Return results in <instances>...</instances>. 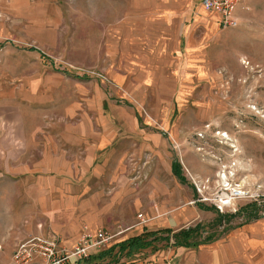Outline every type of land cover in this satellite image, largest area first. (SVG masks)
<instances>
[{
  "label": "crops",
  "instance_id": "0c3cea01",
  "mask_svg": "<svg viewBox=\"0 0 264 264\" xmlns=\"http://www.w3.org/2000/svg\"><path fill=\"white\" fill-rule=\"evenodd\" d=\"M96 1L91 19L88 2L80 5L82 29L97 36V66L122 90L135 84L148 90L164 77L185 81V70L200 74L201 43L219 28L218 17L204 11L200 0H123L122 7ZM49 3L0 0V178L21 185L24 198H16L15 209L33 210L18 217L13 229L22 228L20 236L54 238L66 248L82 234L124 235L122 240L138 235L132 233L141 225L138 215L139 234L155 231L152 225L170 229L162 216L169 194L156 196L154 205V193L167 191L162 182L154 187L158 136L138 128L131 112L114 105L96 82L73 83L41 64L37 48L52 50L57 40V11ZM255 3L240 0L237 23L255 12ZM176 206L180 219L203 210L202 204L197 210ZM262 227L241 226L223 245L172 248L170 261L264 264ZM9 235V225L1 227L0 243Z\"/></svg>",
  "mask_w": 264,
  "mask_h": 264
},
{
  "label": "rangeland",
  "instance_id": "374dc122",
  "mask_svg": "<svg viewBox=\"0 0 264 264\" xmlns=\"http://www.w3.org/2000/svg\"><path fill=\"white\" fill-rule=\"evenodd\" d=\"M45 1L51 2L57 11V40L52 50L37 48L41 64L52 72L68 76L73 83L96 82L114 105L131 112L138 128L158 136L152 153L153 175L157 177L154 187L162 182L167 191L154 193V205L158 202L156 199L169 194V206L162 216L169 219L170 230L197 224L198 237L193 240L200 242L211 236L213 239L203 245L213 246L223 245L230 232L241 226L255 225L256 231V225L261 224L264 229V0H256L255 12L247 11L243 23H237L235 28L219 26L202 41L199 75L193 77L192 72L185 70V81H177L175 76L164 77L163 82L151 84L148 90H139L140 85L135 84L127 92L97 66V36L85 34L82 29L86 19L80 5L88 2L91 19L97 1ZM124 3L110 0L107 5L122 7ZM173 161L179 164L186 184H180L171 174L161 175L171 173ZM224 181L238 184L256 196L219 207L208 199L218 193ZM20 189L19 182L0 178V233L1 227L9 225L10 228V240L0 243V264H13L15 245L30 236H20V227L13 229L18 217L22 219L33 213L29 207L15 209L16 198H24ZM2 190L6 195L1 194ZM201 198L207 201L198 203L196 200ZM197 204H202L203 210H197ZM176 205L196 209L198 217L180 219L177 212L182 208ZM218 215L221 216L219 223ZM139 217L138 224L143 225ZM156 219L154 214L153 224ZM140 226L132 233L139 234ZM150 227L142 229L161 228ZM123 236L112 238L93 250L87 260L68 264H113V252L103 258L97 256L120 242ZM163 246L162 242H156L151 248L121 257L116 264H172V248Z\"/></svg>",
  "mask_w": 264,
  "mask_h": 264
},
{
  "label": "built area",
  "instance_id": "2783aa9c",
  "mask_svg": "<svg viewBox=\"0 0 264 264\" xmlns=\"http://www.w3.org/2000/svg\"><path fill=\"white\" fill-rule=\"evenodd\" d=\"M239 4L240 0H200L202 9L215 14L222 28L237 26L234 14ZM255 196L238 184L231 185L224 181L218 193L212 195L208 201L224 207L234 200L250 199ZM198 201L205 202L207 199L201 198ZM111 238L112 236L106 234L95 237L82 234L70 248H66L54 238L28 237L15 245L13 264H68L74 260H84L90 252L99 249Z\"/></svg>",
  "mask_w": 264,
  "mask_h": 264
},
{
  "label": "trees",
  "instance_id": "16d2710c",
  "mask_svg": "<svg viewBox=\"0 0 264 264\" xmlns=\"http://www.w3.org/2000/svg\"><path fill=\"white\" fill-rule=\"evenodd\" d=\"M171 172L174 177L183 184H186L184 177L181 175L180 166L176 161L170 164ZM221 216L218 215V223L220 222ZM199 230L198 225L187 229H181L176 232H172L170 229H159L151 232H142L138 235L128 237L114 245L110 246L107 250L98 254L97 258H103L109 256L112 252V257H115L113 264H116L121 257H130L137 251L145 250L153 247L156 242H162L163 248H195L199 245L210 242L213 237H206L205 239L197 242L193 238L198 237ZM89 257V256H88ZM96 257V256H95ZM88 259V258H87ZM86 259V260H87Z\"/></svg>",
  "mask_w": 264,
  "mask_h": 264
}]
</instances>
